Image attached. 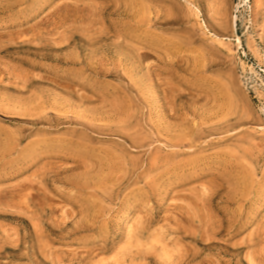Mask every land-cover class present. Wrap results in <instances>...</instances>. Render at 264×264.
Wrapping results in <instances>:
<instances>
[{"label": "rangeland", "instance_id": "1", "mask_svg": "<svg viewBox=\"0 0 264 264\" xmlns=\"http://www.w3.org/2000/svg\"><path fill=\"white\" fill-rule=\"evenodd\" d=\"M0 264H264V0H0Z\"/></svg>", "mask_w": 264, "mask_h": 264}]
</instances>
